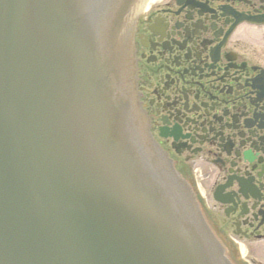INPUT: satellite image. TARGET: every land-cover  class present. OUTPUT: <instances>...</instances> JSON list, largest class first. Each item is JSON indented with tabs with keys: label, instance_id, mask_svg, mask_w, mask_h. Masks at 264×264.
I'll use <instances>...</instances> for the list:
<instances>
[{
	"label": "water",
	"instance_id": "obj_1",
	"mask_svg": "<svg viewBox=\"0 0 264 264\" xmlns=\"http://www.w3.org/2000/svg\"><path fill=\"white\" fill-rule=\"evenodd\" d=\"M143 0H0V264H231L149 132Z\"/></svg>",
	"mask_w": 264,
	"mask_h": 264
},
{
	"label": "flooded vegetation",
	"instance_id": "obj_2",
	"mask_svg": "<svg viewBox=\"0 0 264 264\" xmlns=\"http://www.w3.org/2000/svg\"><path fill=\"white\" fill-rule=\"evenodd\" d=\"M133 51L152 136L234 264H264V0H148Z\"/></svg>",
	"mask_w": 264,
	"mask_h": 264
}]
</instances>
